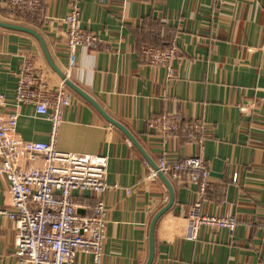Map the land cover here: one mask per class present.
<instances>
[{"label": "crops", "instance_id": "0c3cea01", "mask_svg": "<svg viewBox=\"0 0 264 264\" xmlns=\"http://www.w3.org/2000/svg\"><path fill=\"white\" fill-rule=\"evenodd\" d=\"M8 1L0 0V22L37 32L55 68L121 124L155 165L162 155L168 161L193 156L197 146L183 134L163 141L147 128L149 116L174 113L209 126L202 141L209 169L202 210L234 217V234L202 227L196 240H187L185 217L199 198L197 186L163 174L173 202L155 224L151 264H264V0H77L80 26L98 43L78 49L71 69L61 20L73 0H40L41 8L23 18H11ZM171 44L173 77L139 58L142 47ZM25 60L48 90L62 89L39 41L0 26V93L7 98L1 112L17 113L19 139L46 142L49 121L34 106L13 102ZM63 90L68 105L56 149L107 158L100 264H146L150 224L168 203V188L149 177L151 166L120 129L72 88ZM7 187L0 176V208L11 204ZM72 195L80 214L97 202L92 192ZM0 264H20L13 225L1 217ZM73 264L94 262L78 253Z\"/></svg>", "mask_w": 264, "mask_h": 264}, {"label": "built area", "instance_id": "2783aa9c", "mask_svg": "<svg viewBox=\"0 0 264 264\" xmlns=\"http://www.w3.org/2000/svg\"><path fill=\"white\" fill-rule=\"evenodd\" d=\"M104 0H101L103 2ZM11 18L35 14L41 8L40 0H9ZM65 45L68 51V69L76 64V51L95 48L98 37L80 26V8L73 0L65 17ZM140 60L148 66H160L173 77V45L162 48L142 47ZM28 60L17 74L13 102L15 106L32 105L34 112L50 123L46 142H29L15 135L17 113L3 114L7 98L0 93V176L7 180L11 204L0 208V217L6 218L14 229V255L20 264H73L78 253L91 255L94 264H100L106 233L103 195L110 188L106 183L107 158L102 155L77 154L59 151L56 136L63 121V109L68 105L62 89L50 91L45 83L35 78ZM147 128L163 141L170 136L185 135L197 146L193 156L168 161L162 155L156 167L162 174L186 179L197 186L199 198L189 207L185 238L196 240L200 228L225 229L233 236L234 217L206 213L202 210L209 187V169L203 157L202 141L210 129L201 119L185 120L178 114L159 113L149 116ZM148 166V164H146ZM149 167V166H148ZM149 177L157 178L150 170ZM236 174L232 181L235 182ZM92 192L97 202L87 214L77 212L72 193Z\"/></svg>", "mask_w": 264, "mask_h": 264}, {"label": "water", "instance_id": "95a60500", "mask_svg": "<svg viewBox=\"0 0 264 264\" xmlns=\"http://www.w3.org/2000/svg\"><path fill=\"white\" fill-rule=\"evenodd\" d=\"M0 26H3L5 28H9V29H13V30H20V31H24L27 32L29 34H31L32 36H34L39 43L41 44V47L43 49L44 55L47 59V61L49 62V64L51 65V67L58 72L60 78L63 80L64 84H66L67 86H69L70 88H72L75 92H77L78 94H80L83 98H85L88 102H90L95 108L96 110L106 118V120L111 123L113 126L117 127L118 129H120L126 136L127 138L130 140V142L142 153V155L144 156V158L146 159L147 163L151 166V168L153 170H155L157 172V176L164 182V184L167 186L168 191H169V200L168 203L166 204V206H164V208H162L159 212H157L155 214V216L153 217L151 224H150V228H149V250H148V258L146 261V264H151L152 260H153V253H154V248H153V232H154V228H155V224L157 222V220L159 219V217L170 208L172 202H173V192L171 189L170 184L168 183V181L166 180L165 176L159 172L157 170L156 165L151 162L147 156L143 153L142 149L140 148V146L136 143V141L134 140V138L130 135V133L118 122L112 120L111 118H109L103 111L102 109L89 97L87 96L84 92H82L80 89H78L74 84H72L66 77L64 74H61L59 72V70H57L55 68V66L52 64L49 55L47 53L45 44L43 43L42 38L40 37V35L35 32L34 30L27 28V27H23V26H17V25H12V24H6L3 22H0ZM77 212H79V210H77Z\"/></svg>", "mask_w": 264, "mask_h": 264}]
</instances>
